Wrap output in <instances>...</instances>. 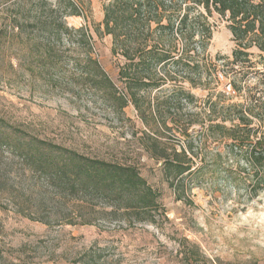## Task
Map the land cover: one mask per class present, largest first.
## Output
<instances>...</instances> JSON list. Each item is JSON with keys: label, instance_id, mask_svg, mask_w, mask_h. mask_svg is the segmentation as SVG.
Wrapping results in <instances>:
<instances>
[{"label": "rangeland", "instance_id": "374dc122", "mask_svg": "<svg viewBox=\"0 0 264 264\" xmlns=\"http://www.w3.org/2000/svg\"><path fill=\"white\" fill-rule=\"evenodd\" d=\"M72 1L81 15L64 16L66 2L58 7L56 0H47L56 12L43 28L42 15L31 10L36 0H0V118L27 135L84 156L136 165L159 193L165 214L158 225L129 226L109 215L112 199L47 186L45 174L0 145V264H264V187L257 195L249 190L251 178L245 173L252 170L240 163L237 187L212 182L178 199L145 147L147 136L177 150L187 148V138L169 119L158 124L146 114V124L132 104L122 110L112 106L109 88L97 84L86 65L87 55L97 59L120 87L117 72L124 58L112 54L111 35L95 32L109 0ZM207 22L212 35L203 56L197 52L205 68L197 87L179 77L149 95L157 96L152 104L163 118L177 113L181 125L199 111L203 123L188 130L195 137L197 165L202 155L207 162L217 155L225 158L224 142L206 131L202 108L209 98L225 93L231 101L246 103L251 92L264 101L263 54L249 49L253 67L236 68L235 76L227 64L235 42L226 18L213 11ZM61 23L69 32L49 44ZM79 28H86L88 42L76 32ZM167 69L174 71L171 62ZM232 81L240 85L239 92L230 87ZM178 85L193 93L196 108L166 103ZM260 115L262 121L253 120L254 138L264 136V109ZM245 151L238 152L240 157Z\"/></svg>", "mask_w": 264, "mask_h": 264}, {"label": "trees", "instance_id": "16d2710c", "mask_svg": "<svg viewBox=\"0 0 264 264\" xmlns=\"http://www.w3.org/2000/svg\"><path fill=\"white\" fill-rule=\"evenodd\" d=\"M36 2L31 10L36 15H42L40 23L43 28L49 27L56 9L47 0ZM56 2L58 7L66 2L64 16L81 15L80 8L72 0ZM213 11L226 18L227 28L235 42L232 59L227 63L230 72L236 76V68L251 69L253 63L249 58V49L255 47L264 56V0H109L104 6L103 20L95 26V32L99 37L111 35L112 54L124 58L117 72L120 87L108 77L97 59L86 56V65L95 72L97 84L103 83L109 88L114 108L117 106L122 110L130 103L146 124V114L158 124L161 121L166 125L169 119L187 138V148L177 150L166 148L157 137L147 136L148 145L145 147L148 156L159 163L162 178L178 199L193 187L212 182L237 187L240 163L252 170V173H245L251 178L249 190L257 195L264 187V136L253 137L256 136L253 120L262 121L263 118L260 115L264 109L262 97H255L256 94L249 92L246 103H241L231 101L225 93H218L214 100L209 98L206 101L207 106L202 108L207 122L206 131L209 136L224 142L225 158L217 155L207 162L202 155L200 165L195 161L198 155L192 147L196 142L194 134L188 132L192 125L203 123L198 118L199 111L190 113L187 123L181 125L182 119L177 113H169L163 118L158 106L152 104L157 96L149 97L152 91L161 90L166 82L179 77L197 87L196 82H200L205 70L197 52L203 56L206 51L212 35L207 17ZM60 27L49 44L62 32H69L64 23ZM76 32L81 39L89 41L86 28H79ZM177 43L180 44V51ZM166 44L169 49H164ZM175 51L179 52L178 55H173ZM168 62L173 64L174 71L167 69ZM230 87L235 92L241 90L236 81H232ZM183 102L196 108L193 93L178 85L168 94L166 103L181 105ZM0 145H5L9 153L20 155L31 168L45 174L47 186L57 185L69 192L81 190L112 199L109 215L129 226L136 223L158 225L165 214L159 202V193L141 175L136 165L84 156L27 135L2 118ZM243 149L246 153L240 157L238 152Z\"/></svg>", "mask_w": 264, "mask_h": 264}]
</instances>
